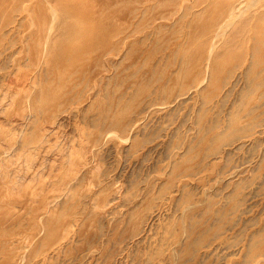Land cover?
Instances as JSON below:
<instances>
[{
    "label": "rangeland",
    "instance_id": "374dc122",
    "mask_svg": "<svg viewBox=\"0 0 264 264\" xmlns=\"http://www.w3.org/2000/svg\"><path fill=\"white\" fill-rule=\"evenodd\" d=\"M257 263L264 0H0V264Z\"/></svg>",
    "mask_w": 264,
    "mask_h": 264
},
{
    "label": "bare ground",
    "instance_id": "6f19581e",
    "mask_svg": "<svg viewBox=\"0 0 264 264\" xmlns=\"http://www.w3.org/2000/svg\"><path fill=\"white\" fill-rule=\"evenodd\" d=\"M151 99V98H150ZM152 100V99H151ZM151 102V101H150ZM242 144V143H241ZM158 214V213H157ZM157 214H156V216H157ZM155 217V215L153 216V218ZM153 220V219H152ZM258 264V263H257Z\"/></svg>",
    "mask_w": 264,
    "mask_h": 264
}]
</instances>
